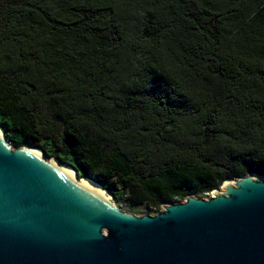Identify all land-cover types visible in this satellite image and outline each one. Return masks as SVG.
I'll return each instance as SVG.
<instances>
[{"label": "trees", "instance_id": "obj_1", "mask_svg": "<svg viewBox=\"0 0 264 264\" xmlns=\"http://www.w3.org/2000/svg\"><path fill=\"white\" fill-rule=\"evenodd\" d=\"M0 128L134 212L264 175V0H0Z\"/></svg>", "mask_w": 264, "mask_h": 264}, {"label": "water", "instance_id": "obj_2", "mask_svg": "<svg viewBox=\"0 0 264 264\" xmlns=\"http://www.w3.org/2000/svg\"><path fill=\"white\" fill-rule=\"evenodd\" d=\"M0 264H264V175L136 214L0 128Z\"/></svg>", "mask_w": 264, "mask_h": 264}, {"label": "rangeland", "instance_id": "obj_3", "mask_svg": "<svg viewBox=\"0 0 264 264\" xmlns=\"http://www.w3.org/2000/svg\"><path fill=\"white\" fill-rule=\"evenodd\" d=\"M7 136V135H6ZM33 147H35V146H33ZM36 148H38V147H36ZM215 190V189H214ZM222 190V187L221 188H219L218 189V191H221ZM213 192V191H212ZM212 192L211 193H209V194H205L203 197H205V198H207V197H209V196H211L212 195ZM120 205V204H119ZM124 210H127V211H132V212H134V210H132V209H129V208H126L125 207V205L124 204H122V205H120ZM135 211L136 212H134V213H136V214H144V213H147L148 211H146L145 209H135ZM150 213V212H149Z\"/></svg>", "mask_w": 264, "mask_h": 264}, {"label": "bare ground", "instance_id": "obj_4", "mask_svg": "<svg viewBox=\"0 0 264 264\" xmlns=\"http://www.w3.org/2000/svg\"><path fill=\"white\" fill-rule=\"evenodd\" d=\"M69 170H71V171L74 173V170H72V169H70V168H69Z\"/></svg>", "mask_w": 264, "mask_h": 264}]
</instances>
